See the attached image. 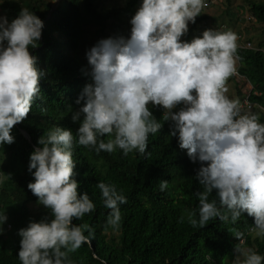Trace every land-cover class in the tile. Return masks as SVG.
I'll return each mask as SVG.
<instances>
[{
    "label": "clouds",
    "instance_id": "clouds-1",
    "mask_svg": "<svg viewBox=\"0 0 264 264\" xmlns=\"http://www.w3.org/2000/svg\"><path fill=\"white\" fill-rule=\"evenodd\" d=\"M207 7L205 0H142L130 20L129 37L99 40L86 52L90 71L80 60L93 82L85 85L75 101L79 108L71 113L72 122L79 124L75 137L70 129L57 126L39 138L30 155L28 171L34 182L27 187L50 210L51 219L30 221L19 230L21 264H74L69 253L90 242L94 230L73 221L96 207L87 193L78 192L74 141L97 153L120 149L125 155H150L149 135L163 126L153 116V107L162 108L164 121L171 122L170 135L178 136V151L194 163L193 177L202 188L195 192L198 219L196 212H189L187 222L203 228L216 218L235 223L246 213L254 219L252 233L264 236V107L250 98L260 92L237 70L239 48L260 51L264 57V28L257 40L240 30L216 27H203L201 35L183 40L189 24ZM235 19L240 28L257 23L248 4L236 11ZM42 29L43 21L26 8L10 22L0 16V144L15 142L12 129L27 118L40 95L43 73L31 50L39 47ZM234 78V92L226 95V84ZM239 80L247 90L240 91ZM97 187L110 210L106 227L118 229L120 205L127 198L115 184L101 181ZM159 187L164 191L168 181L161 180ZM213 193L216 198L210 201ZM6 220L0 214V225ZM233 236L239 241L233 264H264V256L243 247V232L233 230Z\"/></svg>",
    "mask_w": 264,
    "mask_h": 264
},
{
    "label": "trees",
    "instance_id": "trees-1",
    "mask_svg": "<svg viewBox=\"0 0 264 264\" xmlns=\"http://www.w3.org/2000/svg\"><path fill=\"white\" fill-rule=\"evenodd\" d=\"M139 1L125 0L119 6L116 0L111 3L56 0L55 5L54 0H0V16H6L9 22L24 8L43 21L39 47L31 50L37 68L43 73L40 95L32 103L27 118L12 129L15 142L0 144V214L7 216L6 222L0 225V264H21L19 230L30 221L51 219L50 210L39 204L27 187L34 182L28 166L31 153L39 146V138H46L50 130L59 126L76 135L79 124L72 122L71 113L79 108L75 101L85 85L93 82L84 74L87 69L80 63L82 24L92 21L101 29L105 23L121 21L123 17L131 20ZM229 2L225 0L217 16L200 14L194 24H189V31L182 39L191 41L211 26L225 30L223 18L230 22L236 15ZM247 4L256 22L264 28V4L252 0ZM108 5L112 6L109 12L97 10ZM128 30L131 31V26ZM237 55L240 57L238 72L260 92L250 98L264 107L263 55L257 50L241 48ZM151 111L163 126L155 135H149L147 152L150 155L136 151L125 155L120 149L97 153L94 148L74 141V179L79 184L78 192L87 193L96 207L81 220L73 221L77 225L88 224L94 236L77 251L69 253V258L74 264H233V249L239 243L233 230L245 234L243 247L264 256V236L252 233L254 219L246 213L235 223L216 218L203 228H193L187 222L189 212H196L198 219L199 201L195 192L202 191L193 177L194 163L187 154L178 151V136L170 135L172 125L164 121L163 109L153 107ZM161 180L168 181L164 191L159 187ZM101 181L115 184L127 198V203L120 205L118 229L106 227L110 210L103 205L97 187ZM215 198L214 193L209 197L210 201ZM22 213L27 216L19 215ZM181 216L185 217L183 223L178 222ZM8 222L9 229L3 231ZM84 234L89 235L87 231Z\"/></svg>",
    "mask_w": 264,
    "mask_h": 264
},
{
    "label": "rangeland",
    "instance_id": "rangeland-1",
    "mask_svg": "<svg viewBox=\"0 0 264 264\" xmlns=\"http://www.w3.org/2000/svg\"><path fill=\"white\" fill-rule=\"evenodd\" d=\"M101 1H106L111 3L112 0H101ZM247 1L248 0H230L229 2V7H231L235 12L239 11V10H245L247 9ZM255 2H261L264 4V0H253ZM56 0H54V5H55ZM119 4L121 5L123 2H125V0H118ZM219 4V6L216 5H211L209 7H207L204 10V13L206 15H214L217 16L219 11L223 8L222 6L225 4V0H218L217 1ZM142 3V0L137 2L135 5V9L137 11V9L140 7V4ZM214 4H216V2H214ZM53 5V6H54ZM108 6H101L98 9H102L101 11L105 10ZM98 7V6H97ZM241 16V14H238V17ZM224 24L222 23V25H224L225 27H227L224 31L229 30V28H231V31H242L241 35L247 37H251L254 40H257L259 35L263 34V28L260 24L258 23H245L244 26L242 28H240V26L238 24H236V22H238V20H236L234 17L230 20V22L226 21V18H223ZM205 23V22H204ZM215 25V22H214ZM131 26L130 24V20H128L126 17H123L122 20L120 21V24H116V23H105L103 28H99V25L97 23H94L92 21L89 22H85L82 24L81 26V45H80V60L83 64V66L85 67V69H87L88 71H90L89 65H88V61H87V57H86V52L93 47L94 45L97 44V42L101 39H107L109 37H118V36H124L125 34H128L130 36V30H128V28ZM215 26H211L210 28H214ZM207 29V28H206ZM219 31V30H218ZM236 33V32H235ZM202 33L198 34L197 36L201 35ZM240 82V91H245L248 89V85H246L245 82L239 80ZM233 83L237 84V80H235V78L233 80H228L226 87L228 89L226 95L228 94H232V92H234V86ZM247 87V88H246ZM246 88V89H245Z\"/></svg>",
    "mask_w": 264,
    "mask_h": 264
},
{
    "label": "built area",
    "instance_id": "built-area-1",
    "mask_svg": "<svg viewBox=\"0 0 264 264\" xmlns=\"http://www.w3.org/2000/svg\"><path fill=\"white\" fill-rule=\"evenodd\" d=\"M211 1H213V0H205L206 7L209 6V4L211 3Z\"/></svg>",
    "mask_w": 264,
    "mask_h": 264
}]
</instances>
